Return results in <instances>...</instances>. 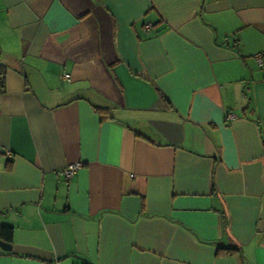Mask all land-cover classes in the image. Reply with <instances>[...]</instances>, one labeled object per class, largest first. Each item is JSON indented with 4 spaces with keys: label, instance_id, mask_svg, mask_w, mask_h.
<instances>
[{
    "label": "crops",
    "instance_id": "crops-1",
    "mask_svg": "<svg viewBox=\"0 0 264 264\" xmlns=\"http://www.w3.org/2000/svg\"><path fill=\"white\" fill-rule=\"evenodd\" d=\"M2 227L0 264H264V0H0Z\"/></svg>",
    "mask_w": 264,
    "mask_h": 264
},
{
    "label": "built area",
    "instance_id": "built-area-1",
    "mask_svg": "<svg viewBox=\"0 0 264 264\" xmlns=\"http://www.w3.org/2000/svg\"><path fill=\"white\" fill-rule=\"evenodd\" d=\"M150 28H151L150 23H144V25L142 26L143 31H146ZM253 59L258 67H262V60L259 54L255 55ZM61 79L68 80L69 76L64 75L61 77ZM233 118H234L233 115L226 114V119L231 120ZM80 167L81 165L79 163H71L61 170L60 175L66 180L71 179L73 175L80 169Z\"/></svg>",
    "mask_w": 264,
    "mask_h": 264
},
{
    "label": "trees",
    "instance_id": "trees-1",
    "mask_svg": "<svg viewBox=\"0 0 264 264\" xmlns=\"http://www.w3.org/2000/svg\"><path fill=\"white\" fill-rule=\"evenodd\" d=\"M221 223H222V228L225 230L226 227V218L224 215H221ZM11 233V229L7 227H2L0 229V238H7ZM233 255H239V249L238 248H221L217 247L216 248V253L215 257H228V256H233Z\"/></svg>",
    "mask_w": 264,
    "mask_h": 264
},
{
    "label": "water",
    "instance_id": "water-1",
    "mask_svg": "<svg viewBox=\"0 0 264 264\" xmlns=\"http://www.w3.org/2000/svg\"><path fill=\"white\" fill-rule=\"evenodd\" d=\"M0 249L2 251H6L7 252V251H10L11 247H10V244L5 243V242L0 240Z\"/></svg>",
    "mask_w": 264,
    "mask_h": 264
}]
</instances>
